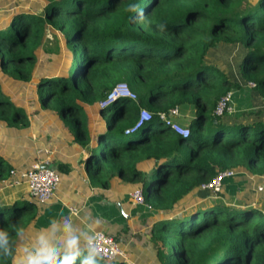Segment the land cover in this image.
<instances>
[{
    "label": "trees",
    "instance_id": "trees-1",
    "mask_svg": "<svg viewBox=\"0 0 264 264\" xmlns=\"http://www.w3.org/2000/svg\"><path fill=\"white\" fill-rule=\"evenodd\" d=\"M29 5L0 18V73L13 83L38 77L39 105L52 110L86 152L91 185L107 189L115 178L140 183L145 203L163 213L158 232L176 226L172 261L166 264H264V211L251 200L173 218L183 205L198 201L199 188L221 172L244 171L264 181V123L223 124L210 139L202 135L207 120L218 124L226 118L215 113L221 99L241 88L206 62L210 50L241 45V76L264 100V0H33ZM48 31L62 60L40 67ZM121 83L137 101L116 96L101 106ZM174 109L182 117L193 113L188 136L160 118ZM141 110L151 118L127 133ZM0 125L28 126L26 110L3 92L1 82ZM184 146L190 147L187 155L181 153ZM11 170L0 157V182ZM222 191L210 196L228 202ZM17 205L0 208L5 234L0 264H15L28 246L23 237L32 217L24 214L34 215L36 205ZM112 237L119 245L118 236ZM65 255L58 254V264ZM90 257L96 264H126L91 256L89 250L72 264Z\"/></svg>",
    "mask_w": 264,
    "mask_h": 264
},
{
    "label": "crops",
    "instance_id": "crops-1",
    "mask_svg": "<svg viewBox=\"0 0 264 264\" xmlns=\"http://www.w3.org/2000/svg\"><path fill=\"white\" fill-rule=\"evenodd\" d=\"M220 46L231 45L222 44ZM217 49H212L208 52L207 63L210 53ZM243 51L244 56L245 50ZM234 83H238L241 86L240 82ZM250 83L246 82V87L245 85L241 86L239 90L245 87L246 91L255 92ZM239 90L231 92L234 111L227 114L226 118H224L225 121L228 119L230 121H224L223 123L227 126L238 123L248 125L257 122L264 123L262 118L264 110L263 114L259 113V111L255 112L254 105L248 101L249 93L243 94L240 92L241 94H238ZM258 98L261 99L259 96ZM252 102L254 103L255 101ZM262 102H264L263 99L260 101L261 105L264 104ZM187 116L193 118V113ZM90 117L94 119L95 115ZM183 117L179 114L173 120L179 124V119ZM53 121L57 127L56 121ZM34 133L35 135L37 134V132H32V135ZM37 136V141H33L43 146L44 149L38 151L39 155L43 154V157L40 159L34 158L32 163L24 167H14L12 165L11 167L12 170L21 172L31 169L35 164L42 165V163L47 161L49 163L48 167L55 170L60 178L59 187L54 197L46 204H39L30 197L27 184L19 180L18 176L12 177L10 175L7 180L0 182L1 209L8 208L14 202L13 205L17 204L16 200L19 198L20 200L23 199L25 194H28L32 199L30 203L36 205L35 214L32 216L27 228L28 234L23 237V240L28 241V247L33 246L37 242V236L43 233L49 244L58 249V254L65 253V244L71 237L77 238L78 251L81 252L87 249L86 242L95 233L103 232L110 236H118L119 247L123 252V256L117 258V260H121L124 263L127 262V264H162L158 259L159 245L153 241L152 234L156 224L164 219L163 213L149 209L145 204L137 205L133 202L131 195L138 190L143 192L140 183H123L118 178H115L111 181L109 188H95L89 182L84 169L83 161L87 154L75 143L73 136L65 135L62 137L58 147L53 145V143H49L54 140L48 135L43 137L38 134ZM145 168L143 167L142 169L145 170ZM236 174L248 175L244 171ZM234 177L226 179L223 183V188ZM197 195L200 198L198 201L183 205L179 213L173 218L183 217L200 208L217 204L212 200L210 192L199 188ZM240 200L247 199H239V203L233 205H242ZM135 241H137L136 244Z\"/></svg>",
    "mask_w": 264,
    "mask_h": 264
},
{
    "label": "rangeland",
    "instance_id": "rangeland-1",
    "mask_svg": "<svg viewBox=\"0 0 264 264\" xmlns=\"http://www.w3.org/2000/svg\"><path fill=\"white\" fill-rule=\"evenodd\" d=\"M32 1L33 0H0V18L4 16L5 13L9 14L16 8L20 9L22 7H26L28 9L30 7L29 4H31ZM25 3L26 5H24ZM34 12L41 13V9ZM56 44L57 43L55 39L48 31L46 38L42 41V47L46 49V52L40 57V67L48 66L50 64L49 61H55L58 58V55L55 52L57 46ZM243 50V47L238 44L231 46H220L217 50L210 53L208 56V64H216L220 66L231 82H240L241 86H244L247 81L242 78L240 72V64L244 52ZM58 59L62 60V56ZM37 78V76H34L28 83H13L12 81L8 82L7 76L0 73V82L3 86V92L6 95H9L17 105L23 106L28 117V126L23 129H9L4 125L0 126V157L14 167H24L32 163L34 158L40 159L43 157V154L39 155L38 153L39 150L44 149L43 146L34 142L35 140L37 141L38 134L43 137L48 135L49 137L53 138L54 141H50L49 143H53V145H56L57 147L59 146L62 137L65 135L73 136L69 130L64 127V124L54 115L52 110L48 108L42 109L40 107L38 96L34 90V85L38 83ZM245 87L239 90L238 94H241L240 92L247 94L248 92V101L254 105V111H259V113L261 112L263 114L264 104L261 105V99L258 98L255 92L246 91L247 89ZM251 100L255 102L253 103ZM93 115L94 114H92V116ZM107 117L108 114H105L104 118L107 119ZM262 118L264 119V116H262ZM53 120L56 121L57 127L54 125L55 122ZM191 120L192 118L186 116L180 118L178 123L182 127H188ZM173 121L175 122V120ZM224 121L225 120L222 119L220 123L215 124L213 120H207L205 128L202 131L203 137L205 139H210L211 133L215 127L223 128L224 126H227L223 123ZM229 121L230 120L228 119L225 122ZM32 132H37V134L35 135L34 133V135H32ZM189 151L190 147L184 146L181 150V153L187 155ZM148 168H150V165L147 166V170ZM222 192L229 196V202L226 203L219 198L212 197V200L215 203L220 205L235 206L233 204H238V200L243 198L251 200L253 202V206L260 209L261 211H264V181L257 179L255 176L252 177L249 175L245 176L244 174H236L232 181L224 186ZM30 201H32V199L28 196V194H25L23 199L20 200L19 198L16 200L18 205H22L24 202ZM13 204H11L6 209L12 208ZM24 216L26 218L28 216L32 217L33 214H24ZM160 224L161 223H157L153 228L152 238H156V240H154L156 244L159 245V261L162 264H166L167 262L171 263V248L176 242V230H174L176 229V226H172L171 229L173 230H169L170 232L166 231L162 233L158 232ZM136 243L137 241H135V244ZM86 250L88 251V249H84V251ZM116 261L119 263L121 260ZM125 263L127 264V262Z\"/></svg>",
    "mask_w": 264,
    "mask_h": 264
},
{
    "label": "built area",
    "instance_id": "built-area-1",
    "mask_svg": "<svg viewBox=\"0 0 264 264\" xmlns=\"http://www.w3.org/2000/svg\"><path fill=\"white\" fill-rule=\"evenodd\" d=\"M250 85L251 87H255L254 83H250ZM116 96H123L135 102L137 101L136 94H134L126 84L121 83L118 84L112 91V93L108 96V98L101 103V106H107L109 102ZM231 99L232 93L227 94L221 99L215 111L216 115L222 116L225 113L230 114L233 112ZM159 116L162 120H165L167 124L171 125L178 134L183 136H188L190 134V131L187 127H182L181 125L173 121V118H177L179 116V111L177 109L171 110L169 114H159ZM150 118L151 114L148 111L141 110L139 121L135 124L134 127L128 130L127 133L132 134L137 132V130L142 126L143 122L147 121ZM48 165L49 163L46 161L45 163H42V165L35 164L29 170H24L21 172L11 170L10 172V175L12 177L18 176L19 180L27 184L30 197L39 204H46L47 202H49L54 197L60 183L58 173L48 167ZM234 176V171L229 170L221 172L210 182L203 184L200 189L210 192L211 194H217L222 190L224 181ZM131 198L135 204H145L149 209H151V207L145 203L144 195L141 190L135 191L131 195ZM96 244L101 250V253L98 255V257L107 262H114L117 260V258L123 256V252L120 249L119 245L116 243L114 238L108 234H105L103 232L95 233L91 237V239L86 242V248L91 251L96 246Z\"/></svg>",
    "mask_w": 264,
    "mask_h": 264
},
{
    "label": "clouds",
    "instance_id": "clouds-1",
    "mask_svg": "<svg viewBox=\"0 0 264 264\" xmlns=\"http://www.w3.org/2000/svg\"><path fill=\"white\" fill-rule=\"evenodd\" d=\"M4 233L0 232V238L4 237ZM0 247H3L0 244ZM64 251L66 255L59 260V264H72V261L79 254L78 240L71 237L65 244ZM5 253L11 255L5 248ZM21 256L16 259L15 264H58V249L50 245L48 239L43 233L37 236V242L31 246H25L21 249ZM101 253L100 248L96 246L91 250V256H98ZM85 264H96L91 257L85 261Z\"/></svg>",
    "mask_w": 264,
    "mask_h": 264
}]
</instances>
